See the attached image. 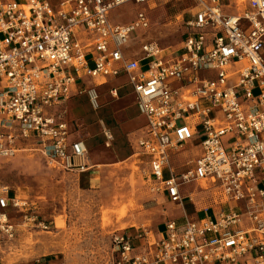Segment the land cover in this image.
Masks as SVG:
<instances>
[{
    "label": "built area",
    "instance_id": "built-area-1",
    "mask_svg": "<svg viewBox=\"0 0 264 264\" xmlns=\"http://www.w3.org/2000/svg\"><path fill=\"white\" fill-rule=\"evenodd\" d=\"M189 1L187 17L177 16L180 46L167 53L141 9L126 23L109 19L154 0H0V158L37 152L85 173L84 141L69 138L55 109L84 95L95 111L98 88L122 79L107 94L128 89L144 119L134 149L148 191L181 206L196 194L180 188L195 184L223 200L211 216L165 221L158 238L112 234L109 264H264V0ZM189 147L197 156L172 166ZM25 207L0 183L1 234Z\"/></svg>",
    "mask_w": 264,
    "mask_h": 264
},
{
    "label": "rangeland",
    "instance_id": "rangeland-1",
    "mask_svg": "<svg viewBox=\"0 0 264 264\" xmlns=\"http://www.w3.org/2000/svg\"><path fill=\"white\" fill-rule=\"evenodd\" d=\"M191 6L189 0H154L152 5L140 7L127 4L113 10L109 19L126 23L141 9L150 21L148 37L170 53L179 48L184 31L177 16L187 17ZM138 35L140 31L133 32L131 41ZM121 82L117 79L98 89L99 108L95 111L84 95L61 106L72 133L84 141L85 173L60 170L37 152L0 158V183L27 204L21 211L11 212V234L0 233V264H109L112 234L144 233L151 238L163 231L165 221H180L183 216L191 219L196 214L201 218L203 209L211 216L217 210L215 204L223 202L217 192L200 194L195 184L180 188L185 197L196 194L191 202L184 199L181 206L148 191L140 175L143 158L128 143L130 134H136L142 125V121L132 122L136 118L127 119L134 114L133 108H127L133 97L128 89H120L116 99L107 94L110 86ZM104 131L111 136L107 147ZM186 149L185 157L172 166L197 156L196 148Z\"/></svg>",
    "mask_w": 264,
    "mask_h": 264
},
{
    "label": "crops",
    "instance_id": "crops-1",
    "mask_svg": "<svg viewBox=\"0 0 264 264\" xmlns=\"http://www.w3.org/2000/svg\"><path fill=\"white\" fill-rule=\"evenodd\" d=\"M99 89V88H98ZM131 94V93H130ZM78 96H80V95H78ZM132 96V95H131ZM76 97V96H75ZM73 98V97H72ZM62 106V105H61ZM61 106H58L55 110L56 111H58V112H60L61 110H62V107ZM127 108H133L134 109V114L133 115H128V121L129 122H131V118H136V121H132V122H136V123H139V122H141L142 121V125H141V127H139V129H137V131H136V134H130V135H132L131 136V138H130V140H128V143H129V146L131 145V147L134 149V140L142 133V131H143V125H144V119L141 117V116H139L138 114H137V112H136V110H135V107H134V105H133V103H132V106H128ZM126 108V109H127ZM126 109H124V114L125 115H127L126 114ZM64 112V111H63ZM65 120V119H64ZM67 123V122H66ZM68 124V123H67ZM69 127V129H70V131H71V128H70V126H68ZM70 139H74V138H76L75 136H74V134L72 133V131H71V135H70V137H69ZM197 149V148H196ZM135 150V149H134ZM197 152H198V150H197ZM183 157H185V156H183V154L182 155H179V156H175L174 158H172V160H171V164H173V165H175V164H177ZM143 158V157H142ZM143 161H144V158H143ZM177 166V165H176ZM183 206V205H182ZM187 208V212H189V213H191L192 212V210L189 208V206L188 207H186ZM198 214H196V216H197ZM195 216V215H194ZM191 217L192 219H199V218H197V217ZM158 236H159V234H156V235H154V238H158Z\"/></svg>",
    "mask_w": 264,
    "mask_h": 264
}]
</instances>
